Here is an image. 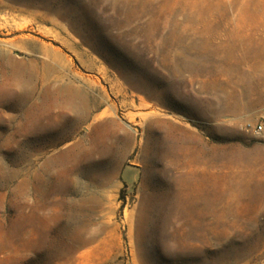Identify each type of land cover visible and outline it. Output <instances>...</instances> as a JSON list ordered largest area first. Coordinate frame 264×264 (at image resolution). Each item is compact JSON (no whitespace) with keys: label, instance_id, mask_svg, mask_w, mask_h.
<instances>
[{"label":"rangeland","instance_id":"obj_1","mask_svg":"<svg viewBox=\"0 0 264 264\" xmlns=\"http://www.w3.org/2000/svg\"><path fill=\"white\" fill-rule=\"evenodd\" d=\"M0 264H264V0H0Z\"/></svg>","mask_w":264,"mask_h":264},{"label":"built area","instance_id":"obj_2","mask_svg":"<svg viewBox=\"0 0 264 264\" xmlns=\"http://www.w3.org/2000/svg\"><path fill=\"white\" fill-rule=\"evenodd\" d=\"M253 129H254L255 131H260V130L262 129V125H261V124H255V125L253 126Z\"/></svg>","mask_w":264,"mask_h":264}]
</instances>
